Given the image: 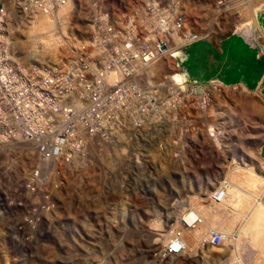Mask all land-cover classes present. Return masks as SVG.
I'll list each match as a JSON object with an SVG mask.
<instances>
[{
	"label": "built area",
	"instance_id": "2783aa9c",
	"mask_svg": "<svg viewBox=\"0 0 264 264\" xmlns=\"http://www.w3.org/2000/svg\"><path fill=\"white\" fill-rule=\"evenodd\" d=\"M2 6L15 10L14 22L3 20L0 13V21L4 22L0 49L5 61L13 63L16 71L19 64L36 70V77L22 74L26 84L14 82L6 86L11 89L6 92L3 89L8 73L0 63V167L10 163L0 170L4 173L0 177L7 183L24 179L25 167L30 166L27 178L33 172L39 185L34 193L47 205V200L59 191L58 167L86 166L96 162L97 153L108 147L115 156L122 155L128 147L133 156L145 153L143 157H148L147 151L157 145L161 154H156L163 162L169 147L170 153L177 152L173 155L178 156L179 166L186 169L185 151L192 148L191 139H202L199 131H206L215 154L226 156L222 127H216L215 114H206V104H221L227 98L222 88L239 85L246 90L245 85L218 81L220 86L216 88V83L212 87V79L201 82L187 74L174 83L169 80L172 70L180 71L183 52L202 40L212 39V15L205 14L204 28L198 25V12L212 13L211 0H133L123 7H116L115 0H0L1 11ZM26 7H34L35 24H27ZM84 11H91V19H84ZM19 24H26V33H19ZM15 40L27 44L24 62L16 61ZM29 48L53 51L57 61H37V56H28ZM189 97L194 114L185 110ZM27 99L48 105L23 108ZM60 114H67V118L60 121ZM24 124L25 130L14 129L12 136H2V129H13L15 125L24 128ZM51 137L53 146L48 144ZM217 139L220 141L214 144ZM124 159L129 163L124 155L123 165ZM244 166L251 168L230 159V169ZM252 171L262 173L259 167ZM227 172L212 182V204L222 205L232 195ZM127 175V181L136 176L132 171ZM45 179L51 180L47 186ZM116 182L119 179L111 185L113 193L119 189ZM259 187L264 189V181ZM9 190L12 189L7 185ZM251 203L253 208L263 205L264 193L258 190ZM56 212L57 207L52 205L49 213ZM200 222L201 215L195 207L180 211L177 232L158 256H175L184 251V233ZM222 230L219 225L206 229L199 243L223 245Z\"/></svg>",
	"mask_w": 264,
	"mask_h": 264
},
{
	"label": "rangeland",
	"instance_id": "374dc122",
	"mask_svg": "<svg viewBox=\"0 0 264 264\" xmlns=\"http://www.w3.org/2000/svg\"><path fill=\"white\" fill-rule=\"evenodd\" d=\"M211 1L212 13L203 10L198 12V25L203 28L206 15H212V39L200 42L212 47L205 51L210 53H203L199 64L189 59L187 63V58L193 54L191 51L183 52L187 56H181L180 71L173 70L169 76L182 80L187 74L191 79L201 82L212 79V87L216 83V88L220 86L218 81L225 85L238 82L245 85L246 90L239 85L222 88L227 98L221 104H206V114H215L216 127H222L226 143L222 142V146L226 147V156L214 153L216 151L207 140L206 131H199V138L202 139L190 140L192 148L185 151L188 158L186 169L179 166L178 156L173 155L177 152L170 153L169 147L165 162L159 161L161 158L156 153L161 152L157 145L154 146L156 150L153 147L152 151H147L148 157H143L145 153H138L135 158L128 147L122 155L116 156L108 147L97 153L96 162H89L86 166L58 167L59 191L57 189L55 197L51 196V200H47L50 210L52 205L54 209L57 207L56 215L49 213L44 198L32 193V187L35 188L37 184L28 188L34 177L32 172L27 178L26 170L30 166L25 167L22 186L20 184L17 189L11 185L13 191L9 195L10 199L15 194L24 193L20 194L21 199L17 196L10 203L21 200L15 205L17 208L14 212L21 210V218L23 216L26 219L24 222L28 223V227L36 224L37 232L33 233L32 238L34 253L24 249L23 264H264V205L258 204L253 208L251 203L253 195L258 190L262 192L259 186L264 181L262 173L252 171V168L259 167L264 172V0ZM123 4H132V0H119L116 6L123 7ZM200 65L207 69L203 74L198 71L202 67ZM27 67L29 73L26 75L31 73L36 77L33 66ZM199 88H202V84ZM208 88L211 86L208 85ZM211 96L213 98V94ZM188 100L185 110L194 114L192 98ZM31 102L32 105L26 101L23 108L29 106L38 109L48 105L37 104L34 99ZM66 118L65 114L59 115L60 121ZM243 121L247 125L246 135L250 136L245 146L238 139L240 128L245 127ZM16 128L25 129L15 125ZM230 129L235 133L228 135ZM11 132L7 134L12 136ZM218 141L215 140L214 144ZM48 143L53 145L54 137L49 138ZM229 147L234 149L229 150L231 154L234 153L233 156L227 151ZM246 153L249 156H244ZM124 155L129 163L124 159L123 165L121 159ZM230 159L251 168L244 166L230 169ZM129 171L136 175L133 181H127ZM224 171H229L225 175L234 182L233 185L230 182L229 188L232 195L222 205L212 204V182L218 180ZM115 175L119 179L116 182L119 189L113 193L110 188L116 180ZM45 181L46 186L51 183L50 179ZM45 195L50 196L47 193ZM33 203L35 208L32 207ZM189 206L199 211L202 224L184 233L186 248L181 254L159 257L162 247L177 232L178 214ZM10 207L14 208V205H8ZM34 209L43 215V219L40 215L34 218ZM2 217L0 263L13 264L11 257L6 256L1 249L5 246L8 248L7 238H4L6 235L8 237L10 231L6 230L13 227V222L21 223L22 219L21 222H12L10 216L9 220L4 215ZM216 225L223 229L224 244L208 242L201 245L198 239L205 234L206 229ZM257 231L262 233H259V237ZM254 232L259 239H254Z\"/></svg>",
	"mask_w": 264,
	"mask_h": 264
},
{
	"label": "bare ground",
	"instance_id": "6f19581e",
	"mask_svg": "<svg viewBox=\"0 0 264 264\" xmlns=\"http://www.w3.org/2000/svg\"><path fill=\"white\" fill-rule=\"evenodd\" d=\"M66 2H73V0H65ZM124 2V1H123ZM122 1H121V3H123ZM131 2V1H130ZM129 2V3H130ZM132 2H133V0H132ZM116 3H118L119 4V0H115V6L117 5L118 6V4H116ZM124 5V4H123ZM126 5V4H125ZM124 5V6H125ZM116 6V7H117ZM122 7V6H121ZM2 12V16H3V20H7V22H14L15 21V10L13 9V8H10L9 6H2V11H1V9H0V13ZM0 16H1V14H0ZM26 16H27V24H35V22H36V11H35V9H34V7H26ZM84 19H91V11H84ZM42 26V28H44L45 27V24H42L41 25ZM3 30H4V22L3 21H0V46H1V44H2V34H3ZM19 33H26V24H19ZM24 46V47H23ZM15 47L17 48V50H18V52H16V61L17 62H24L25 61V54L24 53H26L27 52V44H26V42L25 41H23V40H15ZM33 54V56H37V59H40L39 61H41V60H46V61H57V54H55L53 51H42V48H29L28 49V56H30V55H32ZM46 56L48 57V58H46ZM185 56H187L186 54H184V55H182V57H185ZM188 59H191V57H188L187 58V63H189L188 62ZM0 63H3V68L5 69V71L8 73V78L9 79H7L6 80V82H5V88H6V86H11V84L12 83H18L19 81L21 82V83H23V84H26V80L25 79H22V74H25V76L26 77H33L32 75H31V73H30V75L28 74V76L26 75V73H29V70H28V67H27V65L26 64H19V71H16V69H15V65L13 64V63H11L10 61H5V56H4V52H3V49H0ZM34 68V67H33ZM34 70H35V68H34ZM36 71V70H35ZM173 71V70H172ZM178 74V73H177ZM176 74V75H177ZM169 80L172 82V83H174V82H176L175 81V79H171V76H169ZM177 80H179V78L177 79ZM3 90H6V92H10V88H6V89H3ZM26 101H29V104H31L32 105V102H31V99H27ZM37 106V105H36ZM23 107H25V104H24V106ZM27 107V106H26ZM34 107V106H33ZM0 108H1V106H0ZM29 108V107H28ZM243 110V109H242ZM241 111V110H240ZM228 113V112H227ZM226 113V114H227ZM238 113V112H237ZM66 115V117H67V114H65ZM242 117H244V116H242ZM247 120V119H246ZM245 120V121H246ZM245 121H243V124L245 125V127L244 128H242L241 126V128H240V130H239V132H240V136H239V141H241V144L243 143L244 144V146H245V142H247L248 141V139L250 138V136L247 134L246 135V128H247V125H246V122ZM35 122H37L35 119L33 120V123H35ZM250 122V121H249ZM36 124V123H35ZM241 124V123H240ZM239 124V125H240ZM250 124V123H249ZM232 125V124H231ZM242 125V124H241ZM253 126V125H252ZM234 127V126H233ZM24 128H26V125L24 126ZM257 128V127H256ZM14 129V128H13ZM12 129V130H13ZM17 129V128H16ZM25 130V129H24ZM236 130V129H235ZM11 132V129H2V136H9V134H7V133H10ZM12 133V132H11ZM231 133H235L234 132V130L233 129H230V131H229V133H228V135H230ZM183 134H184V132H183ZM252 136V135H251ZM264 141V140H263ZM239 143V142H238ZM237 143V144H238ZM50 146H53L52 145V143H48ZM240 144V143H239ZM240 144V145H241ZM223 147H225V145H223ZM232 149V148H231ZM230 149V147L227 149V151L230 153V151L229 150H231ZM234 149H232V151H233ZM236 150V149H235ZM4 154H6L7 156H8V153H4ZM231 154V153H230ZM233 154L234 153H232L231 155L233 156ZM244 154H245V152H244ZM249 153H246V155H244V156H249L248 155ZM137 157H138V155H137ZM133 158H134V156H133ZM233 158V157H232ZM139 159V158H138ZM250 163V162H249ZM10 165V163L9 162H6L5 163V166H3L0 170H2L4 167H6V166H9ZM9 168V167H8ZM8 168H5V170H7ZM4 170V171H5ZM263 170V169H262ZM259 173V172H258ZM0 174H3V176H4V173L3 172H1L0 171ZM26 175V174H25ZM32 175V174H31ZM262 175H263V179H264V173L262 172ZM225 177H227L226 175H225ZM31 176H30V181H32L31 180ZM228 178V177H227ZM23 180V179H22ZM26 180V179H25ZM28 181V180H27ZM231 182V184L232 183H234V182H232V181H230ZM27 183H30V182H27ZM27 183H25V184H27ZM21 184V186H22V183H21V179H16L13 183L12 182H9V183H7V180H5L4 178L2 179L1 177H0V216L2 217V215H4L5 216V218L7 217L8 218V220H9V216H10V219H11V221L13 222L14 220L16 221V220H18V221H20L21 219V223H19V222H13V227L11 228V226L9 227L10 228V230H6V231H10V233L8 234V237H7V235H6V237L4 238V239H6L5 241L8 243V248L6 249V246H5V248H2L1 249V251H3L4 253H5V255L6 256H8L9 255V257H11V259H12V263L13 264H23V262H24V258H23V256H22V251L25 249H27L28 250V252H33V248L35 247L34 246V239L32 240V238H34V235H33V233H35V231L37 232V230H35V225H31L30 227H28L27 226V222L25 223L24 221H26V219L24 218L23 219V216H22V218H21V214H20V212L19 211H21V210H18V211H16V213L14 212V210H15V207L17 208V206H15V205H17V204H19V202L18 201H20L21 202V200H17V201H14L15 203H13V204H11L12 202H13V200L14 199H16V197L17 196H19V197H17V198H20L22 195H20V194H24V193H20L21 191H18L17 190V192L18 193H20V194H15V195H13V197L14 198H10L9 199V195H11V193H12V191L13 190H9L8 192H7V185L8 186H10L11 187V185H12V187L14 188V187H16L17 189H18V187H19V185ZM24 184V183H23ZM37 183L36 182H34L33 181V183L32 184H30L29 186H28V188H31L33 185L35 186ZM6 185V186H5ZM16 185V186H15ZM28 185V184H27ZM26 185V186H27ZM32 185V186H31ZM233 185V184H232ZM5 186V187H4ZM24 186V185H23ZM237 186V185H236ZM37 187V186H36ZM234 187V186H233ZM4 189H5V194H4ZM32 193H34V187H32ZM20 190V189H19ZM29 190V189H28ZM234 190H235V188H234ZM15 191V190H14ZM29 192V191H28ZM10 193V194H9ZM31 193V194H32ZM261 193H264V189L262 188V192ZM26 194H27V190H26ZM26 196V195H25ZM28 196V195H27ZM33 196V195H32ZM31 196V197H32ZM211 198V197H210ZM7 201H5V200ZM11 199H13V200H11ZM21 199V198H20ZM24 199V198H23ZM10 200V201H9ZM25 200V199H24ZM32 200V199H31ZM33 202H34V199L32 200ZM32 201H30V202H32ZM11 202V203H10ZM9 203V204H8ZM26 203V202H25ZM25 203H24V205H25ZM23 204V203H22ZM34 204V203H33ZM8 205H14V208H11L10 207V209L8 208ZM264 205V204H263ZM19 206V205H18ZM20 206H22V205H20ZM37 206V205H36ZM23 207V206H22ZM32 207H34L35 208V204H34V206H32ZM19 208V207H18ZM169 208V207H168ZM235 209V208H234ZM37 209L35 210L34 209V212L32 213L33 214V216H34V218H35V216L36 215H38L37 214ZM29 214H30V212H29ZM31 214V215H32ZM201 215V214H200ZM3 218V217H2ZM2 218L0 219V220H2ZM6 218V219H7ZM31 217L29 216V219H30ZM10 221V222H11ZM3 222V221H2ZM9 222V221H8ZM9 222V223H10ZM30 223L32 222V221H29ZM36 222V221H35ZM40 222V221H39ZM1 223V222H0ZM8 223V224H9ZM5 224H7V222L5 223ZM7 224V225H8ZM23 224V225H22ZM34 224V223H33ZM41 224V223H40ZM199 224H201V222L199 223ZM30 225V224H29ZM6 227V226H5ZM26 227H28L29 228V231L27 232V229L28 228H26ZM3 228V227H2ZM4 229V228H3ZM7 229V228H6ZM5 230V229H4ZM3 231V230H2ZM262 231V230H261ZM27 232V233H26ZM258 232V231H257ZM7 233V232H6ZM256 232H254V239H256L257 240V238L259 237V233L260 234H262L260 231L258 232V237H257V233L255 234ZM36 234V233H35ZM223 236H224V234H223ZM261 236V235H260ZM3 238V237H2ZM259 239V238H258ZM255 242H257V241H255ZM36 243V242H35ZM6 244V243H5ZM7 245V244H6ZM33 249V250H32ZM7 252V253H6ZM19 252V253H18ZM25 252V251H24ZM2 253V252H1ZM1 253H0V255H1ZM34 253V252H33ZM181 254V253H180ZM179 255V254H178ZM4 256V255H3ZM3 256H1V257H3ZM33 256V255H32ZM171 256H173V255H171ZM1 260V259H0ZM241 262V261H240ZM1 264V263H0Z\"/></svg>",
	"mask_w": 264,
	"mask_h": 264
},
{
	"label": "crops",
	"instance_id": "0c3cea01",
	"mask_svg": "<svg viewBox=\"0 0 264 264\" xmlns=\"http://www.w3.org/2000/svg\"><path fill=\"white\" fill-rule=\"evenodd\" d=\"M210 48H212V47L209 44H205V43H197V44H195L194 46H192L189 49V51H191L192 54H193V56H190L189 55V57H191V59H189V61L190 62L193 61L192 63H195V62H198L199 63L200 62V59H201V56H202L203 53H210L209 51L208 52H205V51L209 50ZM183 54H186V53H183ZM200 66H202V65H200ZM204 68L205 67L202 66V67L199 68L198 71L201 74H203L204 73V70L205 71L207 70V69H204Z\"/></svg>",
	"mask_w": 264,
	"mask_h": 264
},
{
	"label": "clouds",
	"instance_id": "9594fccd",
	"mask_svg": "<svg viewBox=\"0 0 264 264\" xmlns=\"http://www.w3.org/2000/svg\"><path fill=\"white\" fill-rule=\"evenodd\" d=\"M200 43V42H199ZM194 46V45H193ZM187 51H189V50H187ZM205 80H207V79H205Z\"/></svg>",
	"mask_w": 264,
	"mask_h": 264
}]
</instances>
